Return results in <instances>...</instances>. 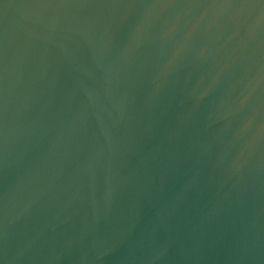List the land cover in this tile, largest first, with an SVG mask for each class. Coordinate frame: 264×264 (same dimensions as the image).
Returning <instances> with one entry per match:
<instances>
[{
    "label": "water",
    "instance_id": "95a60500",
    "mask_svg": "<svg viewBox=\"0 0 264 264\" xmlns=\"http://www.w3.org/2000/svg\"><path fill=\"white\" fill-rule=\"evenodd\" d=\"M0 264H264V0H0Z\"/></svg>",
    "mask_w": 264,
    "mask_h": 264
}]
</instances>
